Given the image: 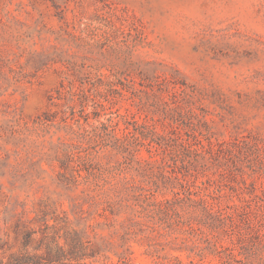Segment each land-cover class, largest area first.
Returning <instances> with one entry per match:
<instances>
[{"label": "rangeland", "instance_id": "obj_1", "mask_svg": "<svg viewBox=\"0 0 264 264\" xmlns=\"http://www.w3.org/2000/svg\"><path fill=\"white\" fill-rule=\"evenodd\" d=\"M165 162L219 233L159 204ZM55 216L96 264H264V0H0V258L64 245Z\"/></svg>", "mask_w": 264, "mask_h": 264}, {"label": "trees", "instance_id": "obj_2", "mask_svg": "<svg viewBox=\"0 0 264 264\" xmlns=\"http://www.w3.org/2000/svg\"><path fill=\"white\" fill-rule=\"evenodd\" d=\"M120 120H118L113 129L116 133L115 135V147L118 151L127 152L129 151V144H125V140H128L129 135V126L132 123L129 119V115L124 116L120 115ZM47 121L48 118H45ZM123 122V126L121 123ZM133 123L138 124V121L135 120ZM121 133V134H119ZM165 137V136H164ZM209 146L212 148L213 144L210 143ZM153 147V146H152ZM157 150V147L153 148ZM170 169L171 171L167 170ZM161 176H163L166 181L165 184L169 187L172 194L171 198L162 196L160 199V205L165 209L173 208L174 213L177 216L183 217V211L189 213L187 224L184 227V231L187 236H194L200 231L196 227V216L201 214L207 221L212 223V226L215 227V230H221L223 225V208L221 204L216 200L214 196L208 193L207 188L198 186L195 182L187 180L185 175H182L181 171L172 169L170 164L163 163L160 166ZM141 188V187H139ZM145 190L146 188H141ZM163 193V192H162ZM163 195V194H161ZM234 208H240L237 205ZM243 212L247 207H241ZM190 209H192L190 211ZM104 212H107L108 209H103ZM109 215L114 216L115 212L109 210ZM194 214H197L194 216ZM108 216V214H106ZM200 217V216H199ZM133 223V219L131 220ZM54 222L58 227L57 231L65 229L64 239L66 240L64 245L59 243V236L57 234L58 240L53 236L48 242L47 245L42 250V248H32L35 232L30 231L25 235V240L23 243V250L21 252H12L7 259L0 258V264H96V262H89L88 260L96 258L102 253L100 247L94 246L90 241H87L83 236L82 232L76 230L68 229L66 224L68 220L61 222L58 216L54 217ZM219 233V231H217ZM204 237L207 235L203 233ZM217 238H219L217 236ZM205 240L212 242V238L208 235ZM218 241V240H216ZM218 243V242H216ZM196 246L191 245L189 248L190 251H193ZM226 250L225 245L221 244L216 248V252H221ZM204 249L201 250L199 256L201 260L207 259V254H205ZM177 260H181L177 258ZM184 264V263H182Z\"/></svg>", "mask_w": 264, "mask_h": 264}]
</instances>
